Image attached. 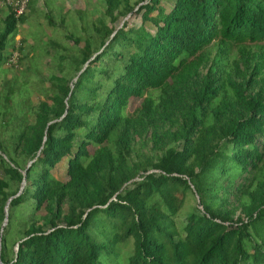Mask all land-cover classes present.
Instances as JSON below:
<instances>
[{
    "label": "trees",
    "instance_id": "trees-1",
    "mask_svg": "<svg viewBox=\"0 0 264 264\" xmlns=\"http://www.w3.org/2000/svg\"><path fill=\"white\" fill-rule=\"evenodd\" d=\"M60 1L0 14V264H264V85L242 86L264 67V0ZM138 10L155 31L129 27ZM215 39L238 52L200 79ZM189 98L132 180L133 140Z\"/></svg>",
    "mask_w": 264,
    "mask_h": 264
},
{
    "label": "rangeland",
    "instance_id": "rangeland-1",
    "mask_svg": "<svg viewBox=\"0 0 264 264\" xmlns=\"http://www.w3.org/2000/svg\"><path fill=\"white\" fill-rule=\"evenodd\" d=\"M41 2V1H40ZM164 3H170L171 0H164ZM26 0H0V14H4L8 5H17L22 6V4H25ZM60 3H67L70 6H82L83 4H88L90 6L93 5L92 0H65L60 1ZM138 4L137 6H139ZM155 12V11H154ZM129 21L127 24H129V27H143L148 28L150 31H155V26L153 25L152 21L150 20H144L142 17V14L139 13V10L137 12H132L130 16L128 17ZM124 21V20H123ZM121 22V24L123 23ZM26 29V26L22 25L21 27V34L24 33ZM19 35L18 37H20ZM222 43H218L217 39H215L212 43L206 46L205 49H207L209 60L202 65L200 68V79L206 75L208 72L211 73H221L222 68H225L226 70H229L230 63L232 59L236 56L238 52V45L230 42L229 44L221 46ZM248 47L251 50H258L259 52L264 51V43L259 44H248ZM226 51V58H222L221 50ZM228 62L223 63V61L227 60ZM222 61V62H221ZM19 62L17 64H14L11 68L12 71L18 70L19 68ZM21 68V67H20ZM233 78L237 81H242V78L236 75L235 71L232 70ZM247 78H250L249 82H244L242 84L243 87L246 88L245 92L247 94L255 93L260 89L261 86L264 85V67L262 68V72L260 73H254V74H248ZM1 81H2V74L0 73V89H1ZM154 93H157V91H154ZM191 98L187 99L185 102L186 104L179 110L178 113V124L169 122V121H160L158 122L157 126L155 127H149L148 130L143 133L141 136H138V138H135L132 142V145L130 146V157L131 161L134 165V167L137 169L136 173L133 175L132 180L134 179H141L144 175L152 172V168L150 166L151 159L155 157L157 154L161 153L163 148L168 144L167 142V134L166 131H172L177 130L181 128L184 116L187 113V109L190 106ZM40 102V97L35 96V103ZM140 102V98L136 97L133 98L131 104H129V109L134 108L136 105H138ZM262 133V132H261ZM256 147L259 148V151L262 155H264V132L260 135H258V138L255 140ZM21 150V148L19 149ZM63 167V165H61ZM254 167L250 164V167L247 171H244L242 174L238 176L236 181V186L230 187L229 190L226 192V199L225 202L222 204L223 211L228 210L230 214L237 215V213H240V203H241V194L244 188H239V184L247 181L249 177L252 176L254 172ZM58 175L60 174L58 171L56 172ZM195 205V202H194ZM199 205V204H198ZM193 206V203L191 204ZM198 208L202 211L203 207L202 205L198 206ZM181 217L186 218V214L182 213ZM3 264V263H2Z\"/></svg>",
    "mask_w": 264,
    "mask_h": 264
},
{
    "label": "built area",
    "instance_id": "built-area-1",
    "mask_svg": "<svg viewBox=\"0 0 264 264\" xmlns=\"http://www.w3.org/2000/svg\"><path fill=\"white\" fill-rule=\"evenodd\" d=\"M25 5H26V3H25V4H22V6H20V5L17 6V5H16V7H18V8H17L18 13H21V12L23 11ZM17 55H18V51H15V52L11 55V57H10V61H16V60H17Z\"/></svg>",
    "mask_w": 264,
    "mask_h": 264
}]
</instances>
